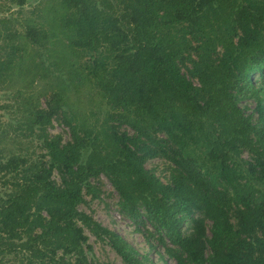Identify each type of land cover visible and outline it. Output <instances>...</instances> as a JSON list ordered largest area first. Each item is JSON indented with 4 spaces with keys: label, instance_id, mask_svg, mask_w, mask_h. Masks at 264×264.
<instances>
[{
    "label": "trees",
    "instance_id": "obj_1",
    "mask_svg": "<svg viewBox=\"0 0 264 264\" xmlns=\"http://www.w3.org/2000/svg\"><path fill=\"white\" fill-rule=\"evenodd\" d=\"M54 1L64 38L51 41L55 65L75 91L94 88L90 102L105 110L98 121L69 96L68 116L59 76L45 107L37 93L17 90L18 124L39 131L47 160L0 151V264H109L87 257L85 231L125 264H146L79 208L83 191L98 197L100 175L118 194V212L152 227L146 238L163 248V261L264 264V0ZM39 31L23 37L45 46ZM3 37L0 77L12 79L29 61L15 63L22 47L15 34ZM29 66L19 69L25 88L37 72ZM247 97L250 109L240 105ZM54 119L69 126V140L48 134ZM153 157L166 162L167 181L144 167Z\"/></svg>",
    "mask_w": 264,
    "mask_h": 264
},
{
    "label": "rangeland",
    "instance_id": "obj_2",
    "mask_svg": "<svg viewBox=\"0 0 264 264\" xmlns=\"http://www.w3.org/2000/svg\"><path fill=\"white\" fill-rule=\"evenodd\" d=\"M54 5V0H25L21 6L15 0H0V58L5 56V50H7V47H4L6 39L3 36L10 33L15 34V40L13 41L22 47L21 51L19 50L15 56V63L26 64L25 62L29 61V64L24 66L15 65L13 68L15 75L13 76L12 74V79L0 77V151H3L2 155L4 157L9 153H15L16 155H26L31 160H47V156L44 157L46 150L43 148L42 139L38 136L39 131L34 127V130L29 133L24 127L21 126L20 128L18 124L20 115L15 108L19 103L15 97L17 90L25 89L29 93H37L40 106L45 107V99L51 93L57 92L56 90L59 88L56 87L57 82L55 80L58 81V86L62 87L61 80L57 78L59 76L69 86V94L67 90L66 92L63 91L64 93L62 94L65 101L62 103V111L66 112L68 116L73 114V109L69 104V96H72V99H75L76 102H82V114L93 110L98 121L103 118L104 103L100 101L95 107L93 102H90L94 99V96L90 94L95 91L94 88L88 93L84 91L86 85L83 87L78 85L77 87L80 88V91H75V86L70 84V80L68 81L67 79L65 69L62 67L57 68L55 65L56 60L51 56L52 52L50 50L54 49L55 46L59 49L58 45H51V41H57L58 39L64 41V38L58 37V30L54 26V18L60 14L49 10ZM31 28L40 30L39 32L43 30L47 32L48 41L45 46L24 39L23 36ZM49 34L51 35L49 36ZM91 58L92 56L88 59ZM29 65H33L37 72L33 74L32 79L34 82L28 88H25L24 86L26 85H23V81L18 77L20 75L19 69L24 70L26 68L25 70L28 71ZM45 71H48L50 76L57 77L49 80L40 79L39 75ZM257 76V72L252 73L253 79L257 78ZM51 83L52 86L46 87ZM22 96L26 97L27 93L23 92ZM95 99L97 98L95 97ZM240 105H246L250 109L253 107V101L247 97L240 100ZM89 120L93 121V118ZM122 129H127L131 132L126 127H122ZM47 131L50 136L60 135L62 142L70 139L69 126L59 122L57 119H54L52 126ZM158 136H163V134L158 133ZM3 156L0 157L3 158ZM242 157L248 158V153L243 151ZM144 167L151 169L163 182L167 181V164L162 158H148L144 162ZM53 177L59 181L56 173L53 174ZM91 180L93 181V179ZM96 185L99 189L98 197H91V195L85 194L83 191L85 202L79 205V208L91 215L102 225L109 227L121 235L137 250L138 257H145L146 264H175L171 258H167L166 256L164 257V261L159 258V253H163V248L154 238H146L144 230L152 231V227L149 224L146 223L144 226L136 225L128 217L118 212V194L107 178L100 175ZM4 189V185H1L0 182V195ZM187 225L188 223H185L183 226L187 227ZM206 225H208V222H206ZM85 233L88 236V243L92 247L91 251H86V255L90 260L107 262L109 264H125L106 242L96 240L88 231H85ZM150 245H153V247Z\"/></svg>",
    "mask_w": 264,
    "mask_h": 264
}]
</instances>
